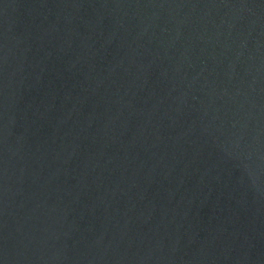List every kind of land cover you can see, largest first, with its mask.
Here are the masks:
<instances>
[{"label":"water","instance_id":"95a60500","mask_svg":"<svg viewBox=\"0 0 264 264\" xmlns=\"http://www.w3.org/2000/svg\"><path fill=\"white\" fill-rule=\"evenodd\" d=\"M0 264H264V0H0Z\"/></svg>","mask_w":264,"mask_h":264}]
</instances>
